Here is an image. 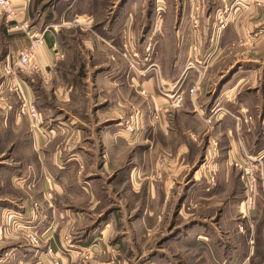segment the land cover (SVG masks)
Listing matches in <instances>:
<instances>
[{
  "label": "crops",
  "instance_id": "obj_1",
  "mask_svg": "<svg viewBox=\"0 0 264 264\" xmlns=\"http://www.w3.org/2000/svg\"><path fill=\"white\" fill-rule=\"evenodd\" d=\"M17 1L19 20L39 32L49 27L37 54L39 70L19 71L12 79L34 98L45 120L41 131L33 130L29 120L16 113V94H1L6 67L16 63L20 50L29 42L23 30L13 28L2 17L0 98H6L0 99V264H54L55 258L61 264H177L170 255L165 259L153 258L154 254L138 255V251H147L150 237L156 233L162 234L158 238L160 247L170 244L176 230L180 235L175 240L178 247L188 250L186 245L192 243L188 241H194L196 256L205 258L207 264H264V247L258 257L254 246L255 230L234 226L238 218L245 221L255 217L259 204L255 202L252 210L247 208L246 192L237 186V172L229 164L234 159L243 163L246 154L264 150V0H153V4L151 0H122L115 9L108 10L103 5L105 0H100L99 13L104 16L96 22V46L87 38L79 44L71 29H64L62 24L78 0H72V5L63 10L60 6L68 0L56 1L55 17L48 0ZM173 6L177 15L173 22L175 33L170 35L167 32L172 23L168 19ZM195 19H199L197 27ZM129 39L132 50L128 51L124 44ZM238 40L244 41L245 50L231 49ZM147 43L152 47L154 44L155 49L158 44L176 43L177 50L163 47L147 52L143 49ZM195 44L200 47V60L193 62L191 51ZM85 48L97 56L93 66ZM131 51L150 54L152 61L160 64L167 92L179 87L177 92L186 93L190 82L201 75L216 82L212 88H205L199 98L187 95L184 109L166 113L164 124L152 129L149 116L163 104L167 106L172 93L165 96L159 91L158 69L136 66ZM58 53L63 54V59L58 58ZM229 53L231 61L216 67L225 55L229 60ZM86 69L88 77L92 72L91 84L90 77L85 80ZM34 72L42 76L38 75L41 83ZM38 85L42 89L51 85L52 95L38 94ZM132 106L144 109L146 112H141L148 116V128L134 144L125 140L129 137L123 130V120ZM216 108L218 112L214 114ZM226 109L244 122L245 110L253 122L259 119L260 133L253 143L250 132L247 138L235 133L237 126L230 125L234 117L226 114ZM213 119L217 120V128H211L209 122ZM173 122L186 131L190 124L203 130L208 145L204 144L194 157L190 155V159L195 158L192 165L177 157L170 161L165 177L149 176L157 164L152 140L158 133L166 139L173 138ZM224 126L223 156L216 157L212 166L217 182L213 186L207 172L200 168L199 159L210 139L217 138V133H212ZM191 127L188 128L193 131ZM193 145L197 148V143ZM189 148L187 142H180L178 152L187 156ZM124 150L135 154L126 171L121 163ZM136 169L137 177L132 174ZM123 186L130 192L117 197L122 192L117 189ZM124 203L130 209L128 215ZM194 203L199 205L196 213L187 214L186 208ZM222 203L226 207L218 217ZM172 209L174 217L191 218L190 221L171 226ZM9 211L19 212L23 223L30 227L27 229L40 236V247L24 238L21 233L25 231L6 232L5 215ZM166 219L163 230L157 232L156 224ZM123 220L131 225L124 226ZM134 225L147 227L146 233ZM140 234H146L148 240L143 242ZM239 236L244 238V248L236 240ZM158 250L164 251L165 246Z\"/></svg>",
  "mask_w": 264,
  "mask_h": 264
},
{
  "label": "rangeland",
  "instance_id": "obj_2",
  "mask_svg": "<svg viewBox=\"0 0 264 264\" xmlns=\"http://www.w3.org/2000/svg\"><path fill=\"white\" fill-rule=\"evenodd\" d=\"M56 1H58V0H48L47 1V4L50 5V7L53 8L52 10L55 11L54 12V17H55V14L58 12L57 9H55L53 7V4L56 3ZM67 2H68L67 4L63 3V7L60 6V8H62V10L65 7L67 8L68 4L72 3V0H68ZM102 2H103V0H102ZM119 2H122V0H105L103 5L106 6V9L108 10L110 8L116 7V5L119 4ZM99 3H100V0H86L85 2H84V0H78L74 4V7L71 8L72 11L69 14L70 16H67L66 20L64 21V23L68 24V23L74 22L79 17L81 18V20L85 19L84 18L85 16L93 18V22L90 25H83V26H79V25H77V26L76 25H64L65 26L64 29H69V28L71 29V31L74 33V38H76V37L78 38L76 41L79 42V44L82 43L81 40L83 38H87V39H89L90 42H93L94 46H96L95 45L96 43H94V40H96V38H98L97 35L99 33L97 31H99V30L95 29V28L97 27V24H98V23L96 24V22H98V20H99V18L101 16V14L99 13V9H100L99 8ZM151 3L153 4V0H151ZM108 7H110V8H108ZM62 10H60V11H62ZM225 10H227V9H225ZM155 14H156V16H158L157 12H155ZM225 14L222 15L223 18L225 17L224 16ZM176 15H177V9H176L175 6H173L172 10H171V19H168V23L169 24L172 23V27H171V30L167 32V34L171 35V34L175 33L174 32V27H173V22L175 20V16ZM103 16L104 15H102L101 17H103ZM216 16H218V21H220L221 18L219 17V12L216 13ZM219 18H220V20H219ZM197 20L199 21V19H197ZM197 20L195 19L193 21L194 26H196V27L198 26ZM222 24L223 23H221L220 27L222 26ZM162 28L164 30L166 29L164 27H162ZM167 28H169V27H167ZM86 33L89 34V35H87ZM130 42L132 43L131 39H129V43H125L124 44V45H126L125 46V50H128V51L132 50V48L128 47V44H131ZM69 43H71V42H69ZM73 43H76V42H73ZM134 43H136V42L134 41ZM244 44L245 43H244L243 40H238L237 43H234V44L231 45V49L234 48V50L236 51V50H239V49L243 48L245 50V46L246 45H244ZM166 46H168V47H166ZM195 46L198 48L196 53H194V50H193V48ZM163 47L164 48H169L171 50H177V44L176 43H173V44L172 43H168V44H162V45L158 44L156 49L154 47V44H153V47H152V44L147 43V44H145L143 46V49L147 50V52H149L148 50L150 48H153V52H155V50L157 51V50H159V48H163ZM71 48L72 47L70 46V49ZM85 51L88 52V56H90V65L93 66L94 64H96L97 56L93 55V53H92L93 50L85 48ZM115 52H116V50H115ZM198 52H200L199 45H197V44L192 45L191 53H192V56H193L192 57V61L193 62L195 61V57L194 56L195 55L198 56ZM117 53H120V52L117 51ZM132 53H133V55L137 54V56H134L135 57L134 62L136 63V66H140V67L141 66L142 67L147 66L146 67V70H147L149 65L156 63L155 59H153V61H152V58H151L150 54H148V55L146 54V55L143 56V54H141V53H137V52H132ZM225 54H227V52ZM123 55H126V53H123ZM59 57H61L63 59L64 56H63V54H60L58 56V58ZM136 58H138V59L136 60ZM158 58H159L158 61L161 62V64H162L160 55L158 56ZM198 59L200 60V57H198ZM226 59L227 58H226V55H225L224 59H222L221 63H219L216 67H218L219 65L220 66H226L231 61L230 53H229V60H226ZM87 61H89V60H87ZM157 69H158V74H159L158 76L160 77V90L159 91L165 96H166V94H171V93H172V95H175V97L178 96V95H182L183 96V104L181 106H175V105H173V100L169 98V100H171V101H170V103H167L168 104L167 106L165 104H163L161 110H159L160 108L156 109L155 112L152 113V115L149 116V119H150L149 124H150V126H152L151 127L152 129L156 128V126L159 127V126L164 124V122L167 119V117H165L166 113L171 112L173 110L176 111V110L184 109L185 100H186V96L187 95L190 98L193 97V96H198V98H199V96L202 94V92L204 91L205 88H209V89L212 88L211 86L213 85V83L216 82V81L214 82L213 80L210 81L209 78L201 75L197 80L190 82V84L187 87L186 93H184L182 90L177 92V90L180 89L179 87H174L177 90H173V92H167V91L162 89L165 86V84L163 83V81L161 79L162 78V72L161 71H163V70H161L160 64L158 65ZM16 71L17 72H19V71L22 72L21 68H18ZM23 72H26V71H23ZM83 72H85V74L88 73L87 69L85 71H83ZM93 72H95V71H93ZM4 73H5V75H4L5 76L4 77L5 82L3 84L4 85V90L1 92V94H4L5 92H13L14 94H16L15 91L10 90V86H9V82H10L9 78H10V76L8 75L6 70L4 71ZM38 75H39V73L36 72L35 73V78H37V80L40 82L41 79H39L38 77L41 76V75H39V76ZM86 76H85L86 77L85 80H87L90 77V84H91L92 78H93L92 72L90 73L89 77H88V74ZM211 76H213V75H211ZM214 77H216V76H214ZM38 86H40V88H39L40 90H37L38 94H40V95L43 94V97L45 95H47V96L48 95H52V88L50 87L51 85L48 88H44V89H42L43 87L41 85H38ZM164 88H166V87H164ZM143 91L141 92L142 94H144ZM124 92L127 93V91H124ZM130 93H131L130 90H128V94H130ZM16 96H17V94H16ZM53 96H54V94H53ZM142 96H144V95H142ZM5 98H6V95L2 96V98H0V99H5ZM29 99L33 101V103L36 105L39 113H41V116H42L39 128L33 127L30 121H28L29 126H31V128L33 130L41 131L42 127L44 125V120H45L44 115L41 112L40 108H38L35 100H33L34 98H30L29 97ZM19 106H20V100H19L18 107ZM62 107L66 108V105H63ZM217 108L213 111L214 114H216L218 112ZM11 109H13V106H11ZM141 110L143 112L144 109H142L140 107H137V106H132L130 111H128L126 118L123 120V128H124L123 130L129 137V138L125 139L127 142H130V143L134 144L140 138L141 132L144 133L146 131V128H148L147 127V121H148L147 117L148 116H147V114H143L141 112ZM137 111H140L139 115L141 117L139 118V121H137L134 124L130 125L129 122L132 120L131 118L134 117L137 114ZM144 112H146V111L144 110ZM224 112L226 114L232 116V118L234 117V120H235L234 123L232 122L231 124L230 123L229 124L232 127H234V125L237 126L238 131L235 132L236 134H239V135L243 134V136L246 137V134H248L250 132L249 133L250 137H251L250 140L252 141V143L257 139V134L260 133L259 132V127H258V120H259L258 118H257L256 121L254 120V122H253V117H249L248 118L249 112L247 110H245L244 112H245V115L247 116V119H245V122H244L241 119L239 120V117H238V115L235 112H232V111H230L228 109H226ZM143 115H144V117H143ZM18 116L25 117V116H21V115H18ZM27 120H28V118H27ZM215 121H217V120L213 119V120H211V122H209L211 124V128L212 127L213 128H217V126L214 125V124H216ZM173 126H174V128L172 129V133L174 134L173 138H167L166 139L164 136H162L161 133H158V137L155 138V139L153 138V140H152L153 143H154L153 151L155 152V157H156V163L157 164H156L155 170L149 176H152V177H156L157 176V178H161V179L163 177H165V173L167 172V170L170 167V161L172 159L174 161V158H177V157L180 158L182 163H184V162L186 163L187 162V164L190 165V163H191V165H192V161L195 158L194 159H192V158L190 159V155H191V157H194V155H196L195 153L198 154L199 150L201 148H203L204 144H207V142H208V140L205 139L206 136H203L206 133H204L203 130L198 129V127H196V128L191 127V124H190V125L187 126V130L189 131L188 132V131L184 130V128L182 126H180V125L176 126V124H174V122H173ZM188 127H191L193 129V131H190V129ZM129 128H131V129H129ZM228 128H231V127H228ZM199 131H201V132H199ZM224 131H226V126H224L222 128H218V131H216V132L214 131L212 133L214 135L217 133L215 135V136H217V138L210 139L211 142H209V147L207 148V146H206V149H205V152L203 153L202 158L199 159L200 160V164H201L200 168L202 167L203 170H205V172H207L209 178L212 181L211 184L213 186H215L217 184V182H216V175L213 172V169H212L213 167L212 166L214 164V161H215L216 157H218L221 154L223 156V151L224 150L221 149L222 148V144L221 143H222L223 139L225 140V138H226V133ZM196 135H198V136H196ZM200 135H201V137L203 136L202 137L203 139L200 137ZM241 138H242V136H241ZM188 140H190V141H188ZM240 141H241V139H240ZM180 142H187L188 143V145L190 146V148L188 149L190 151V152L188 151L189 155L186 156V155H183V154L182 155L179 154L180 152H178V146H179ZM193 143L194 144L197 143V148L195 147V145H193ZM194 149H196V150H194ZM263 153H264V150H262L261 152H258V153L257 152L256 153H250L249 155L246 154V161L248 160L249 157H252L253 159L255 158V159L260 160V162L258 163L259 168H258V170L255 173L256 174V178H257V187H256V192L257 193L255 194V200H256L255 202H257L259 204V209L255 210V212H256L255 213L256 214L255 217H252L251 219L245 220V221L242 218H238V220L236 221V224L234 225V226H237L238 229L240 228V230H244V228L245 229L250 228L252 230L253 229L255 230L254 231L255 232L254 238H255L257 243H255L254 246L256 247V253L258 254L257 255L258 257H260V255H262V253H263L262 247H264V235L262 234V233H264V231L262 230V228H264V154ZM128 155H130V158L128 157V161H126ZM121 156H122L121 157L122 158L121 159V163L123 164V169L122 170L126 171L125 169L128 168V165H130L129 163L133 159L135 154L133 155V153L131 154L128 151L124 150L123 153L121 154ZM241 163L242 162L234 159L229 164H230L231 168L232 169L234 168L235 171L237 172L235 174V178H236V180H238V182H240L239 183L240 186L238 184H237V186L240 187V189H242V190H244L246 192V195H245L246 196L245 201H246L247 200V191H246L247 189H246V186H245L243 178H242V170L239 167L241 165ZM195 165H197V163ZM123 171H121V172H123ZM118 172H120V170ZM133 173L137 177L138 173H139V170L138 169L133 170L132 174ZM185 174H186V172L184 171L183 175H185ZM236 189H237V187H236ZM117 190H121L122 191V192H119V194H117V197L120 196V193L122 195L123 194L127 195L128 194L127 192H130L129 189L127 187H125V186H123L122 188H119ZM179 193H180L179 196H181V191ZM130 194L131 193H129V195ZM179 196L177 197V199H179ZM177 202H178V200L176 202H174L171 207L174 208L176 206ZM190 203H191V201L189 203H187V204H190ZM124 204L126 205V210H127L126 214L128 215L130 209H127V203H124ZM219 206H220V211L218 212V217L221 216V212H222L221 209L225 208L226 204L223 205V203H222V206L221 205H219ZM255 206H256V204H255ZM189 207H192V208H189ZM193 207H194V209H193ZM197 207H199V205L198 204L196 205L195 203L193 205H189L188 208H186V211L188 212L187 214L196 213ZM257 212H259V213L262 212V213H261V215L260 214L257 215ZM169 216L171 218V226H175L176 225L175 227H178L180 225L183 226L184 222H186V221L189 222L190 219H191V218H188V217H187L188 219H185L184 217H174L173 209H172V211H170V215ZM166 221H167V219L165 221H162L159 225L156 224L157 232H161V230H163ZM5 222H6V226L4 228L6 229V232L10 231V232H16L17 233V232L25 231V232H23L21 234L24 236V238H26L28 240V242L31 245H33L35 247H40L42 245L43 241L40 238V236H38V234H36V232H34L33 230L31 231L30 229H27V228H30V227H28L27 224L23 223L22 216H21V214L19 212L9 211L8 214L5 215ZM123 222H124V226L131 225L127 221L123 220ZM134 227H135V225H134ZM144 227L142 225H139L138 227H135V228H139L140 230H142V232L146 233V228L147 227L146 228H144ZM173 230H175V228H173L172 231ZM175 232H176V235H172L173 238L170 239V244L166 242V243L162 244V246H160V247H159L158 238L162 237V234L161 233L160 234L156 233L157 235H155V237L154 236L150 237L151 238V242H149V244H148L147 251H144V253H142V251L141 252L138 251L139 257H141L142 254H146V256L149 255V254L150 255L154 254L152 256L153 258L165 259L164 258L165 256L170 255L171 260L175 261L177 264H178L179 260L183 261V264H207L205 258L204 259L203 258L200 259V258H198L196 256V252L194 250V243H195L194 241H188V242H192V243H188L189 245H186V248L188 250L180 249L178 247V245L175 243V240L178 239L180 237V235H178L177 230L174 231V233ZM145 235L146 234H140L139 235V239H141L143 242L145 240H148L145 237ZM34 236H37L38 238H35ZM143 236L145 238H143ZM243 239L244 238L242 236H239V237L236 238V240L239 241L241 246L244 248ZM150 243H151V245H150ZM164 246H165V250L164 251L158 250V249H160V248H162ZM48 252L52 253V251H50V250H48ZM129 257H130V255H129ZM254 260H256V259H254ZM53 263L61 264V262L59 260H57L56 258H55V260H53ZM208 264H210V262Z\"/></svg>",
  "mask_w": 264,
  "mask_h": 264
},
{
  "label": "built area",
  "instance_id": "obj_3",
  "mask_svg": "<svg viewBox=\"0 0 264 264\" xmlns=\"http://www.w3.org/2000/svg\"><path fill=\"white\" fill-rule=\"evenodd\" d=\"M17 4V0H0V18L5 17L10 23L13 24V28L23 30L28 37L29 43L20 50L16 63L13 66L11 65L6 67L5 70L10 76V90L15 91L17 97L20 100V106L16 109V113L18 115L27 117L33 127L39 128L42 117L41 113H39L36 105L32 100L29 99L26 92H24L23 86L19 83H14L12 79L17 74L16 70L18 68H21L22 71L26 72L39 70L37 54L41 47L44 45V37L46 33L45 31H47L49 27L46 28L45 31L39 32L32 29L30 24H28L26 21L19 20V8ZM84 18V21H81V18L79 17L72 23L67 24L63 22L62 24L83 26L90 25L93 22L92 17L85 16ZM193 50L194 53H196L198 48L195 46ZM57 55L59 56L60 54L58 53ZM134 56H137V54H135ZM194 57L195 61H198V57L196 55ZM132 66H134V64H132ZM157 67V64L154 63L149 65L147 70L151 68L157 69ZM164 87L162 89L167 91V89ZM143 93L145 92L143 91ZM170 98L173 100V105L175 106H181L183 104L182 95H178L176 97L175 95H170ZM159 110H161V108ZM139 114L140 111H137V114L131 118L132 120L129 122L130 125L139 121V118L141 117ZM259 162L260 160L249 157L246 162L241 163V165L239 166L242 170V178L247 189V200L245 201V203L249 210H252L255 207V194L257 193V178L255 173L259 168ZM34 237L38 238L37 236Z\"/></svg>",
  "mask_w": 264,
  "mask_h": 264
},
{
  "label": "bare ground",
  "instance_id": "obj_4",
  "mask_svg": "<svg viewBox=\"0 0 264 264\" xmlns=\"http://www.w3.org/2000/svg\"><path fill=\"white\" fill-rule=\"evenodd\" d=\"M81 21H84V19H83V20H81Z\"/></svg>",
  "mask_w": 264,
  "mask_h": 264
}]
</instances>
